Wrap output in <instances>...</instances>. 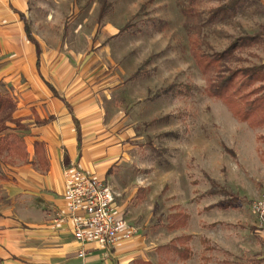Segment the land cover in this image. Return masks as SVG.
I'll list each match as a JSON object with an SVG mask.
<instances>
[{
	"label": "rangeland",
	"instance_id": "374dc122",
	"mask_svg": "<svg viewBox=\"0 0 264 264\" xmlns=\"http://www.w3.org/2000/svg\"><path fill=\"white\" fill-rule=\"evenodd\" d=\"M216 5L200 1L204 19ZM22 19L67 71L68 96L101 94L106 119L121 124L125 161L105 182L118 205L128 202L125 215L143 243L134 264L263 257L252 204L264 193V75L220 97L208 91L220 71L264 63L260 0L198 35L179 0H25ZM246 34L257 39L201 72L196 49L213 55ZM0 96V126L13 124L15 102L1 85Z\"/></svg>",
	"mask_w": 264,
	"mask_h": 264
},
{
	"label": "crops",
	"instance_id": "0c3cea01",
	"mask_svg": "<svg viewBox=\"0 0 264 264\" xmlns=\"http://www.w3.org/2000/svg\"><path fill=\"white\" fill-rule=\"evenodd\" d=\"M24 9L25 0H0V85L15 102L6 133H18L27 152L26 160L0 152V264H134L144 258L138 235L106 254L96 245L80 246L70 223L60 219L68 207L63 168L77 164L106 179L125 161L126 137L119 122L106 119L101 94L68 96L65 68L47 50L39 47L37 54L28 40ZM36 141L45 145L47 171L36 162ZM127 205L116 202L125 217Z\"/></svg>",
	"mask_w": 264,
	"mask_h": 264
},
{
	"label": "built area",
	"instance_id": "2783aa9c",
	"mask_svg": "<svg viewBox=\"0 0 264 264\" xmlns=\"http://www.w3.org/2000/svg\"><path fill=\"white\" fill-rule=\"evenodd\" d=\"M63 176L68 207L59 216L70 223L73 238L80 246L96 245L109 254L122 240L134 235L135 228L117 209L116 194L105 179L96 178L77 164L65 166ZM252 210L257 232L264 238V193L253 202ZM84 253V249L79 252Z\"/></svg>",
	"mask_w": 264,
	"mask_h": 264
},
{
	"label": "trees",
	"instance_id": "16d2710c",
	"mask_svg": "<svg viewBox=\"0 0 264 264\" xmlns=\"http://www.w3.org/2000/svg\"><path fill=\"white\" fill-rule=\"evenodd\" d=\"M200 1L201 0H179L180 11L184 17L185 26L189 31H191L190 34H200L202 27L206 23L222 21L234 17L238 11V8L241 5L245 4L248 0H214L218 2V5L208 8L205 19L202 16L203 12L199 10ZM25 32L28 40L35 45L37 54H39L38 42L33 37L30 28L27 24L25 25ZM256 39V35L246 34L240 36L237 40L232 41L224 51L215 53L213 55L204 54L200 52L199 49H196V58L201 72L204 74L208 73L214 65H219L222 61L228 59L236 49L250 45V43L255 42ZM37 65L39 66V62H37ZM137 75L138 72H135L133 74L134 77ZM262 75H264V63L237 68L233 70L227 68L222 72L220 71L219 75H216L215 80L211 81L208 91L210 95L220 97L231 90L241 89L245 85H251L256 79H258ZM236 85L237 87L235 88ZM170 86L158 90L155 93V96H159L162 93L168 92ZM1 101L2 100L0 96V104L2 103ZM14 121L15 120H13V122ZM17 128L22 129L23 126L18 125ZM6 129V125L0 126V132ZM4 151H6L7 156L11 159L26 160L27 158L25 143L18 133H6L5 135L0 136V152ZM34 153L36 157V162L40 169L42 171H47L48 161L46 159L45 145L43 142H34ZM209 193L214 194L216 193V191L211 190ZM179 254L183 255L184 259H187L188 248H183L182 250L179 249ZM252 263H264V257L255 259L252 261Z\"/></svg>",
	"mask_w": 264,
	"mask_h": 264
}]
</instances>
